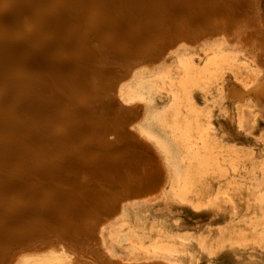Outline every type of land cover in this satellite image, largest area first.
<instances>
[{
  "label": "bare ground",
  "instance_id": "1",
  "mask_svg": "<svg viewBox=\"0 0 264 264\" xmlns=\"http://www.w3.org/2000/svg\"><path fill=\"white\" fill-rule=\"evenodd\" d=\"M260 3L261 0L0 2V96L5 93L22 98L0 102V174H4L0 178V199L6 197L8 186L20 192L8 206H0L4 210H0V255L7 254L5 259L0 256V264H30L33 259L53 264H179L170 242L164 246L157 241L152 248L142 243L146 248L134 246L131 251L119 236L107 230L128 214L127 205L149 206L156 201L173 205L172 192L181 186L182 176L174 147L154 130L156 113L150 109L153 95L148 89L149 81H145L149 75L139 76L135 84L127 85L128 80L122 81L124 77L116 80L115 65L117 61L126 64L129 72L125 76L158 68L162 72L164 62L177 57L180 63L176 69H181L180 73L174 80L166 78L168 73L162 74V88H170L169 82L179 92L172 95L188 99L185 104L195 112L194 120L199 126L203 125V106L216 102L220 116H224L233 101L247 97L258 101V111L264 117V16ZM30 4L36 7L34 11ZM88 5L92 7L84 8ZM6 8L16 11L8 14ZM26 18L32 20L27 22ZM63 18L67 21L62 23ZM81 19L96 31L95 37L84 36L79 26ZM55 34L56 44L52 40ZM66 37L71 39L70 44H65ZM206 40L222 47L242 48L249 54L256 70L254 84L248 88L238 86L237 73H233V80L228 71L221 70L224 65L214 55L207 58L212 50L205 53ZM197 51L202 56L200 64L190 56ZM143 85L148 88L143 90ZM214 87L219 101L207 91ZM33 92L46 98L39 102ZM59 93L61 101L67 100L69 107H74L76 115L70 116L72 110L69 112L67 105L66 120L72 121L64 124L67 130L62 129L65 134L58 139L56 132L50 136L47 121L55 114L48 110L49 103L54 104ZM187 123L192 125V121ZM80 127L84 130L82 136L77 133ZM60 139L67 148L71 145L68 151H61L65 144L61 145ZM74 140L77 148L72 146ZM134 226L132 221L123 230ZM32 230L39 235L23 236ZM12 239L16 244L6 248L3 242Z\"/></svg>",
  "mask_w": 264,
  "mask_h": 264
},
{
  "label": "rangeland",
  "instance_id": "2",
  "mask_svg": "<svg viewBox=\"0 0 264 264\" xmlns=\"http://www.w3.org/2000/svg\"><path fill=\"white\" fill-rule=\"evenodd\" d=\"M5 1L6 0H0V2ZM30 7L31 11H34L36 8L35 6H33V4ZM91 7L92 6L88 5L84 8ZM59 8V10H61V6ZM8 10L9 8H6V12H8ZM260 11L264 16V0H261ZM31 20L32 19L28 18L27 22ZM61 21L63 23L67 20L63 18V20ZM81 21L82 22L79 24V26L83 28L82 30L84 31V36L91 38L95 37L97 35L96 31L92 28L87 27V24H85L87 21L85 19H81ZM126 26L127 25H123V27ZM217 36L218 35H216V37ZM56 37L58 36L55 34L52 40L58 42V40H56ZM219 37H223V35H219ZM209 38L212 39L214 37ZM209 40H206L207 42L204 47L206 48L205 53H207L208 49L212 51L208 50L209 53L207 54V58H209L211 55H214V58H216L218 62L224 65V68H222L221 70L228 71V73H230L229 75H231L230 77H233V80L235 78L233 73L238 74V78H235L238 86H241L243 88L251 87L254 84L253 81L254 77L256 76L255 65L251 59V56L245 51H241L242 48H239L240 52H238L239 49H237V51L236 49H232L229 46L222 47L221 44L218 45L217 43L208 42ZM64 42L65 44H70L71 39L66 37V39H64ZM209 46L212 47L209 48ZM235 50L237 51V55L236 53H234ZM95 51L97 52L96 49ZM200 53V51H197L193 53L194 56L190 55L199 64L200 62H202V56L200 55ZM196 54L198 55L195 56ZM180 57L188 58L185 56ZM108 62L112 64L111 61ZM178 62L179 61H177V57L168 59L166 62H164V65L162 67L163 73L161 72V70H158V68L153 70L150 69L145 72H142L140 70L135 73V75L134 72H132L129 76H125V74L129 72V70L125 67L126 64H124L123 61L116 62V80L124 77L122 81L125 82L128 80L127 85L135 84L139 76H146V74L149 75V77H146L145 81H149L148 86L150 88H148L146 85H143V90H146L148 88L153 95L152 107L150 109L154 108L156 113L154 130H156L157 133H159V136H162L163 139L168 142V144L174 147V153L177 158L179 171L182 176L180 179L181 186L178 187L177 191L172 192L171 197L173 199L171 198L170 203H172L173 205L170 204L168 206L166 204H163L164 202L159 201H156V203H152L149 206H144V204H136L130 206L127 205L126 207H129L127 209L129 210L127 212L128 214H125L123 215V217L118 218L116 220V223L113 226L110 225L112 227L109 226V229L107 230H110L109 232L113 233L116 237L119 236L120 239H122L121 241L125 243V247H127L129 250H131V248L133 249L134 246L146 248L142 245V243H145V246L149 245L148 247L152 248L154 243L157 241L159 244L162 243V245L164 246L167 245V242H170L173 244L175 253L178 254L179 264H264V117L261 116L258 111V108L260 107L259 103L254 98L253 100L250 99L251 97L236 99L232 103L236 107L234 105L231 106L229 110H226L227 113L224 116H220V112H218L219 107L217 106L216 102H213L210 106H203L202 113H200V116L202 114L203 118H199H202L201 122H203V125L199 126L198 120H194L197 118L195 112L185 104V102H188V99L183 100L181 96L178 97V95H172V92L178 91L176 89L174 90V85L172 86V84L169 82L166 83L169 85L168 87L171 86L170 88H167L166 85L162 88L161 79L165 78L162 76V74L166 76V73H168V77H166L168 79L172 78L174 80L177 78V74L180 73L181 70L176 69L177 67H179L178 65H176L180 63ZM206 63L211 64V62L208 61ZM202 65H204V63L201 64V66ZM137 68L138 67H136V69ZM88 69L90 73V70H92V68L89 67ZM174 69H176L177 71ZM169 72L172 73L170 74ZM242 78L244 80H242ZM217 86L218 85H215L216 88H218ZM215 87L209 88V90L207 91L211 93V96L214 95L213 100L219 101L220 95L218 93V89L216 91ZM35 94L34 97H36L39 102H41L42 99L46 98V95H41V93L37 94L35 92ZM60 94L62 95V93H59V96L57 97L58 99L55 100L54 104L49 103L48 106L49 111L54 112L55 114L59 111L58 113L60 114H58L57 116L54 114L53 119L47 121L48 125L50 124L48 127L50 128V136L54 137V135L52 134H55L56 132L55 135H57L56 138L58 139L61 138V135L65 134V131L67 130V127L64 126V124L68 125L72 121L71 119L69 121L66 120V118H69V113H67L66 115V109L68 108L69 112H71L70 110H72L70 116H72V113L75 114L73 110L74 107H72L73 109L70 108L67 100L61 101V99H63V96L61 97ZM5 98L6 94L3 93L0 96V101L4 100ZM8 98L10 100L13 99V102H16L18 99H22L17 95L13 97L8 96ZM247 103L248 105H246ZM55 107H57V109ZM59 107L60 109L58 110ZM63 108H65V111ZM228 112L231 113L232 119L230 118ZM144 114V121H141H143L142 123L146 125V119L149 114V110L147 109ZM61 115L64 116L62 117ZM73 117L74 119L76 118V116ZM16 118L18 120L24 119L21 116H15V119ZM208 118L210 120L209 122L206 120ZM55 120L59 123H57ZM60 120H63V124L62 122H60ZM187 121H192V125H188ZM218 122H220V124ZM53 123L57 125L58 130L55 126H53L55 125ZM58 125L60 128L58 127ZM60 125H62L63 127L61 128ZM52 126L54 128H52ZM62 129L65 130L64 133ZM83 132L84 130L81 129V127L77 129V133L80 136L83 135ZM164 134L166 137L163 136ZM79 138L81 137H78L76 140H80ZM64 139H60L59 143H61V145L64 142L61 140ZM211 139H213V141ZM76 140H74V143ZM77 141V144L72 143L73 147H78ZM63 144H65V142ZM66 146L67 145L65 144L63 146L64 148L61 151H63L64 149L68 151L69 146L71 145H68V148ZM70 148L72 149V147ZM64 157L67 158V160L66 158L65 160L68 163L69 158L65 155ZM49 159L51 160V157L48 156V161H50ZM63 164L64 162H62V166H66V163L64 165ZM59 165H61V163L58 164V166ZM65 172L67 171L65 170ZM198 172L199 174H197ZM1 174L0 178L4 177L2 176L4 174ZM234 176L238 178L235 179L233 178ZM205 178L206 181H204ZM205 183L208 184L206 185ZM7 184L16 185L17 183L14 184L13 182H7ZM212 186H214V188ZM227 187L229 190H227ZM234 188L236 189L234 190ZM7 191L8 193L6 197L0 199V206H8L14 199V195L20 194V192H16L17 189H14L11 186H8ZM180 194L181 197L179 196ZM186 197L190 199H183ZM177 201L181 202L182 204ZM185 201L187 203H185ZM190 203L192 204L193 208H191V205H189ZM134 206H136V211L133 209ZM170 206L173 207L170 208ZM0 210L1 213L4 211L1 208ZM157 218H159V220ZM132 221H134L136 225L133 227L134 229L131 228V230L129 229L124 232L123 229L126 224H129ZM209 221L213 223H210ZM119 223L121 224L119 225ZM203 223H205V225ZM180 224L183 225L179 226ZM116 227H118V229ZM171 228L174 230H172ZM38 235V232L34 230L23 233V236L25 237H37ZM30 240L31 238L28 239V241ZM186 242L187 244H185ZM3 243H6L5 247L9 248L15 245L16 241L12 239L11 241L8 240ZM237 250L238 252H236ZM177 251L179 252L177 253ZM2 256L5 259L7 257V254L4 253ZM191 258L193 260H191ZM33 260L35 261L30 260V264H53L46 261L42 262L40 261V259ZM190 260L192 261V263H189Z\"/></svg>",
  "mask_w": 264,
  "mask_h": 264
},
{
  "label": "water",
  "instance_id": "3",
  "mask_svg": "<svg viewBox=\"0 0 264 264\" xmlns=\"http://www.w3.org/2000/svg\"><path fill=\"white\" fill-rule=\"evenodd\" d=\"M28 1V0H27ZM27 10V12H29V10L30 9H26ZM25 10V11H26ZM14 11H16V9L14 8V9H12V8H9V10H8V14H12V13H15ZM17 12H19V11H17ZM55 44L57 43L56 41H53ZM41 53V52H40ZM5 100H8V96H6V98L4 99V100H2V101H5ZM2 101H0V102H2ZM64 135V134H63Z\"/></svg>",
  "mask_w": 264,
  "mask_h": 264
}]
</instances>
